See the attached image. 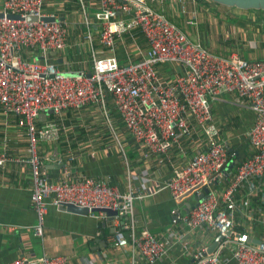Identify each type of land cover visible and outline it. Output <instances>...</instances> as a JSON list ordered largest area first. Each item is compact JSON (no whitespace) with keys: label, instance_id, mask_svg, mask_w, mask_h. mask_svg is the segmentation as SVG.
<instances>
[{"label":"built area","instance_id":"2783aa9c","mask_svg":"<svg viewBox=\"0 0 264 264\" xmlns=\"http://www.w3.org/2000/svg\"><path fill=\"white\" fill-rule=\"evenodd\" d=\"M173 1L178 5L181 2ZM46 3L47 0H1L0 7L3 13L0 16V112L5 117L16 116L27 136L25 154L10 155L9 134L4 133L0 139V169L10 162L29 167L31 201L37 218L33 232L43 236L49 205L71 203L86 207L90 216L101 219L108 216L91 209L108 208L116 211L111 218L115 222L114 247H129L149 263L165 256V247L151 231L135 228L134 204L157 191L158 185H150L152 157L159 164L169 161L173 146L179 147L185 156V142L189 141L191 156L182 166L169 161L171 177L164 186L172 198L190 196L195 203L184 216L178 209L171 210L173 221L179 219L190 229L204 228L222 236L211 253L205 248H187L191 264H224L221 256L226 248L231 249L236 264H264V244L248 242L250 235L234 227L239 186L264 176V59L248 60L237 52L227 56L216 54L200 40L191 39L184 29L150 7L146 0H98V11L93 17L85 15L82 21L86 31L81 38L91 46L89 67L63 70L46 54L65 51L67 23L55 13H46ZM179 8L188 16V25L197 24L195 11H188L183 4ZM9 13L21 18H9ZM29 15L37 20L27 21ZM46 17L52 20H44ZM92 20L97 24L96 32L91 30ZM137 32L144 36L147 48L137 42ZM94 33L98 43L110 50L126 36L136 59L127 55L126 62L119 63L114 55H98L93 49ZM32 49L40 51L42 58L30 59L27 54ZM65 72L78 74L65 75ZM224 93H235L237 101L254 115L246 131L254 152L238 161L232 171L229 169L235 152L218 139L211 112V102ZM111 104L132 140L131 149L139 152L138 168L125 157L124 138L115 131L109 115ZM90 107L110 127V141L105 142L101 137L93 139L91 154L99 150L109 154L116 148L124 157L125 179L138 181L137 187L129 186L128 191H123L106 178L97 179L71 169L69 163L75 156L70 148L72 138L68 136L78 131L77 125L64 122V114ZM46 111H52L49 120L39 124V115ZM52 116L58 117V121ZM84 128L86 132L90 130ZM63 139L65 156L39 154L40 141L59 143ZM45 161L62 165V173L56 180L45 173ZM65 261L64 256L20 255L3 264H64ZM86 264L94 263L88 260Z\"/></svg>","mask_w":264,"mask_h":264},{"label":"crops","instance_id":"0c3cea01","mask_svg":"<svg viewBox=\"0 0 264 264\" xmlns=\"http://www.w3.org/2000/svg\"><path fill=\"white\" fill-rule=\"evenodd\" d=\"M146 1L150 7L163 12L170 21L184 29L191 39L200 40L208 50L216 54L227 56L237 52L245 59H264V11L259 13L233 7L224 8L199 0H181L179 5L173 0ZM182 4L188 11L197 13L196 25L187 24L188 16L179 8ZM98 9V0H47L45 12L55 13L68 27L65 51L54 54V51H49L46 54L60 69L77 71L89 67L91 46L81 38L86 31L82 21L85 15L93 17ZM232 17L237 19L232 20ZM97 29V24L93 21L91 30L96 32ZM136 40L141 47L147 48V42L140 32L136 33ZM118 42L115 49L110 50L98 43L95 35L93 49L97 50L98 55H114L119 63L126 62L127 55L136 59L126 36L122 43ZM27 56L30 59L42 57L41 52L36 49H32ZM86 109L90 113L94 110L91 107ZM70 111L71 117L66 116L67 111L64 114L69 126L76 125L78 119L84 118L87 123L85 127L92 129L82 133L75 129L78 132L69 133L68 137L72 138L70 148L75 156L69 163L71 169L97 179L106 178L123 191H128L129 186L137 187L138 181L128 182L125 179V161L119 153L111 151L104 154L99 150L91 154L93 139L97 140V126L104 121L99 118L100 115L90 117L75 110ZM211 112L218 139L226 143L230 151L235 152L234 159L240 161L251 156L254 149L248 143L246 131L254 121L252 111L237 101L235 93H224L218 100L211 102ZM49 115L51 114L41 120L38 118V122H47ZM6 132L9 134L8 154L24 155L27 148L25 130L19 127L16 116L5 117L0 112V139ZM81 134L84 135L78 139ZM123 142L131 150L133 144L130 137ZM65 143L64 139L59 143L40 141L39 154L44 156L57 153L65 156ZM185 145V156L179 147L173 146L169 151V161L172 160L178 166L184 165L192 154V143L186 141ZM138 155L139 152L134 151V155L127 157L137 168L141 165L137 160ZM169 161L159 164L156 157H152L149 163L153 178L150 185H158L157 191L134 204L135 228L138 231L143 228L151 231L166 249V255L152 263L142 255L133 253L129 247L113 246L115 222L109 217L95 218L49 205L44 217L43 236L36 235L32 229L37 218L31 201L30 169L27 165L7 163L0 169V264L20 255L39 257L43 254L49 257L64 256V264H86L88 260L94 264H191L192 258L186 249L207 250L217 240L218 233L204 228L190 229L182 225L179 219L173 221L171 210L178 209V213L184 216L188 214L187 202L190 203L191 200L187 197L172 198L164 186L171 177ZM43 169L53 180L62 173V165L56 161H45ZM235 196V229L241 228V232L264 240V176L254 178L249 185H240ZM221 258L224 264H236L232 261L230 248L224 249Z\"/></svg>","mask_w":264,"mask_h":264},{"label":"water","instance_id":"95a60500","mask_svg":"<svg viewBox=\"0 0 264 264\" xmlns=\"http://www.w3.org/2000/svg\"><path fill=\"white\" fill-rule=\"evenodd\" d=\"M211 1L216 2L217 4H220V5L226 6V7H233V8H237V9H241V10H260V9L264 10V0H211ZM0 16H3V13H0ZM7 16L9 18H13V19H20L21 18L18 14H10L9 13V14H7ZM59 18L62 19L61 17H59ZM26 19H27V21H36L37 17L29 15L26 17ZM44 20L48 21V20H52V18L46 17V18H44ZM52 53L54 54L55 52H52ZM36 58L40 59L42 57H36ZM64 74L65 75H76L78 73L77 72H72V73L71 72H65ZM86 74H87V76H89L90 72H87ZM48 114H52V111L43 112L39 115L38 118L41 120V119L45 118ZM236 163H237L236 159L231 161L230 170H232L235 167ZM204 192H207V189H204ZM199 197H202V196H199ZM187 198H189L191 200V202L190 203L187 202L188 209L186 210V212L195 203V199L193 197L189 196ZM60 208L66 209V210L71 211L73 213L83 214V215H87L89 212V210L86 207H79V206H76V205L71 204V203H63L60 205ZM91 211L92 212L104 211L109 216V218H112V215L116 214V211H113V210L108 209V208H92ZM221 239H222V236L220 234H218L217 240L214 241L212 243V245L207 248V250H206L207 253H211L216 248V246L218 245V242ZM248 242L255 243V244H264V240H262L261 238L252 237V236H249Z\"/></svg>","mask_w":264,"mask_h":264},{"label":"trees","instance_id":"16d2710c","mask_svg":"<svg viewBox=\"0 0 264 264\" xmlns=\"http://www.w3.org/2000/svg\"><path fill=\"white\" fill-rule=\"evenodd\" d=\"M205 2V3H207L208 5L210 4V5H213V6H219V7H224V8H229V7H226V6H223V5H220V4H217L216 2H213V1H211V0H199V2ZM206 6V5H205ZM209 7V6H208ZM232 20H236L237 18H234V17H232L231 18ZM31 59H33V58H31ZM248 60H254V59H248ZM109 110H110V112H109V115L111 116V117H113L114 118V120L116 121L115 122V124H113V126L115 127V130L116 131H120V132H122L123 134H124V136L125 137H122V138H124V139H126L127 137H128V134H126V131H125V129H124V126H123V124H122V122H121V119H120V117L117 115V113H116V109L112 106V105H109ZM66 116L67 117H71L72 116V112L69 110V111H67L66 112ZM52 117H54V116H52ZM54 118H56V120L58 121V117H54ZM64 120H65V123L66 124H70L66 119H65V117H64ZM75 120L74 119H72V122H74ZM39 124H41V122H39ZM95 128V127H94ZM122 129V130H120V129ZM97 130H98V132L95 134L96 135V137H101L103 140H105V141H110V134H109V128H108V126L107 125H105V124H100L99 126H97ZM80 132L82 133V132H84V129H80ZM84 134H81V135H78V139L81 137V136H83ZM112 151L113 152H115V153H119L121 156H122V158H124L123 157V155L116 149V148H113L112 149ZM132 155H134V150L133 149H131V150H129V149H126L125 150V157H131ZM122 161H123V159H122ZM233 172H231V174H232ZM237 230H239V232H240V230H241V228H238L237 227Z\"/></svg>","mask_w":264,"mask_h":264},{"label":"rangeland","instance_id":"374dc122","mask_svg":"<svg viewBox=\"0 0 264 264\" xmlns=\"http://www.w3.org/2000/svg\"><path fill=\"white\" fill-rule=\"evenodd\" d=\"M254 12L255 11H258L259 13H261L262 11H264V10H253ZM79 110H81V109H79ZM79 113H81V114H83V115H88V116H90V117H93V116H95V115H98V111L97 110H91V113H90V111L89 110H87L86 108H84V109H82L81 111H78ZM75 112H73V114H74ZM90 113V114H89ZM102 116L100 115V117L99 118H101ZM75 122V121H74ZM113 122H114V118H113ZM116 122V121H115ZM115 122H114V124H115ZM78 125H79V129H85L84 127L87 125V123H86V120L84 119V118H81V119H78V122H76ZM91 129V128H90ZM120 129V128H119ZM92 130V129H91ZM120 130H122V129H120ZM124 143V142H123ZM125 144V143H124Z\"/></svg>","mask_w":264,"mask_h":264},{"label":"clouds","instance_id":"9594fccd","mask_svg":"<svg viewBox=\"0 0 264 264\" xmlns=\"http://www.w3.org/2000/svg\"><path fill=\"white\" fill-rule=\"evenodd\" d=\"M95 24H96V23H95ZM34 58H35V57H34ZM112 106H113V105H112ZM109 111H110V110H109ZM112 118H113V117H112ZM114 122H115V120H114ZM114 122H113V124H114ZM100 124H105V125H107L108 128H109V132H110V127H109L108 124H106L104 121H102V123H99V125H100ZM113 124H112V125H113ZM67 125H70V124H67ZM76 125H77V127H75V128L78 129L79 132H80V129H79L80 127H79V125H78V124H76ZM99 125H98V126H99ZM113 127H114V126H113ZM114 128H115V127H114ZM115 131H116V130H115ZM116 132H117L118 135H120L121 138H122V137H125L124 134H123L122 132H120V131H116ZM97 138H99V137H97ZM124 140H125V139H123V141H124ZM103 141H105V140H103ZM105 142H108V141H105ZM70 145H71V143H70ZM72 153H73V152H72ZM73 154H74V153H73ZM46 162H47V161H46ZM237 162H238V161H237ZM232 170H234V168H233ZM232 170H231V171H232ZM229 171H230V169H229ZM59 207H60V206H59ZM97 212H104V211H97ZM104 213H105V212H104ZM105 214H106V213H105ZM88 215H89V212H88ZM106 215H107V214H106ZM107 216H108V215H107ZM91 217H92V216H91ZM108 217H109V216H108ZM112 217H113V215H112Z\"/></svg>","mask_w":264,"mask_h":264}]
</instances>
